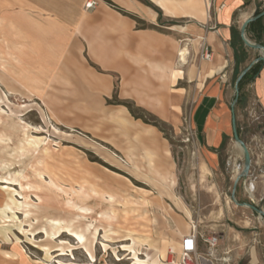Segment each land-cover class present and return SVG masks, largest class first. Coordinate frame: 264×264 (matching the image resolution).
<instances>
[{"label":"rangeland","instance_id":"374dc122","mask_svg":"<svg viewBox=\"0 0 264 264\" xmlns=\"http://www.w3.org/2000/svg\"><path fill=\"white\" fill-rule=\"evenodd\" d=\"M139 1L157 13L155 24L113 4L139 18L137 28L144 24L184 38L167 28L192 20L181 17L184 0H174L170 16L163 11L165 0ZM209 1L197 0L202 6ZM69 35L64 33V48L31 49L26 57L17 49L15 57L7 33H0V264H178L179 233L187 234L193 222L200 231L214 232L210 224L224 218L223 205L234 204L235 168L224 152L216 170L204 164L191 120L194 85L190 89L183 81L178 86L187 92L176 122L161 121L164 131L149 134L151 141H168L171 157L151 155L143 125L132 121L124 105L160 120L124 96L135 92L134 65L115 72L84 53L85 69ZM255 57L246 47L239 70ZM237 123L264 170V115L252 107ZM238 163L240 171L242 155ZM239 189L240 181L236 200L248 202Z\"/></svg>","mask_w":264,"mask_h":264},{"label":"crops","instance_id":"0c3cea01","mask_svg":"<svg viewBox=\"0 0 264 264\" xmlns=\"http://www.w3.org/2000/svg\"><path fill=\"white\" fill-rule=\"evenodd\" d=\"M87 1L0 0V33H7L8 49L14 50L15 57L17 49H23L26 57L32 54L31 49L64 48V33L69 32L68 39L72 38L73 49L83 68L87 62L84 53L95 64L115 72L123 66L134 65L132 69L137 74L135 92L124 96L163 122L174 124L178 118L182 98L187 92L178 83L183 81L190 89L193 84L191 120L198 150L204 157V164L212 170L219 167L224 152L227 165L235 168L234 181L240 172L241 152L232 139L231 130L236 64L231 31L233 27L240 28L242 22L257 10H263L264 0H210L206 6L198 4L197 0H184L181 17L194 21L184 26L167 27L170 31L178 30L183 39L154 28H137L134 19L106 1L96 0L93 9L85 10ZM109 1L151 24L158 19L157 13L139 0ZM164 2L167 7L163 8L164 14L174 15V0ZM261 24L264 27V16ZM245 35L247 37V33ZM48 41L50 45H47ZM262 41L264 44V32ZM203 46L211 53L210 60L199 59ZM181 48L187 49L185 59L180 56ZM252 51L256 57L260 54L258 50ZM60 58L62 60V56ZM87 72L95 79L90 68ZM102 95L108 97V92ZM252 107L264 115V61L254 79L242 89L241 105L235 109L236 122ZM132 121L143 125V139L150 141L152 149L149 153L168 160L171 157L168 141L160 136L157 141H151V134L160 135L161 132L139 119ZM239 136L250 151L251 165L247 177L239 180L238 195L264 211V170L255 161L253 143L242 137L241 127ZM245 208L225 203L221 209L223 220H216L210 228L218 237V254L226 256L231 264H261L259 229L264 222L260 224L258 218L261 217L250 209L252 214H248ZM197 228L199 230L198 225ZM182 233H179L180 240L185 236Z\"/></svg>","mask_w":264,"mask_h":264},{"label":"water","instance_id":"95a60500","mask_svg":"<svg viewBox=\"0 0 264 264\" xmlns=\"http://www.w3.org/2000/svg\"><path fill=\"white\" fill-rule=\"evenodd\" d=\"M262 16H264V9L262 11H260L257 14H254L252 16H249L248 18H246L240 28H239V34H240V38L243 42V44L251 49L254 50H258L259 51V55L254 58L253 60H251L240 72L239 74L236 76L235 80H234V84H233V98H232V102H231V130H232V139L234 141V143L236 144V146L239 148L241 155H242V159H243V163H242V168L240 170V172L237 174V176L235 177L234 181H233V185H232V189H231V199L233 200V202L239 206L242 207H246L249 208L250 210H252L253 212H255L256 214H258L263 222H264V211L261 208H258L255 204L253 203H249V202H238L235 198V189L236 186L239 182V180L244 179L247 177L248 173H249V169H250V165H251V155H250V151L246 145V143L240 138L238 131H237V123H236V116H235V104L237 102L238 99V94H239V82L241 81V79L243 78V76L249 71V69L257 62L260 61H264V44H259V43H255V42H251L245 35V31H246V27L248 26L249 23L261 18Z\"/></svg>","mask_w":264,"mask_h":264},{"label":"built area","instance_id":"2783aa9c","mask_svg":"<svg viewBox=\"0 0 264 264\" xmlns=\"http://www.w3.org/2000/svg\"><path fill=\"white\" fill-rule=\"evenodd\" d=\"M96 4V0H88L84 4V9L91 10ZM200 58L210 60L211 53L206 46L201 48ZM190 229V233L181 240L178 264H231L226 256L219 255L217 252L216 233L200 231L194 222L191 223Z\"/></svg>","mask_w":264,"mask_h":264},{"label":"trees","instance_id":"16d2710c","mask_svg":"<svg viewBox=\"0 0 264 264\" xmlns=\"http://www.w3.org/2000/svg\"><path fill=\"white\" fill-rule=\"evenodd\" d=\"M107 3H109L110 5H112L113 7H115L118 11L123 12L120 8L116 7L112 2H110L109 0H105ZM147 5L151 6L148 2L146 3ZM155 8V7H154ZM157 10V8H155ZM262 10H257L255 12V14L259 13ZM125 15L126 13L123 12ZM135 21H137V23H143L139 18H135L132 17ZM262 18H259L251 23L248 24V26L246 27V31L245 33H247V38L250 40H253L255 43H259V44H263L262 41V34L264 32V27L262 26L261 22H262ZM154 28L153 26H145L143 24L142 28ZM155 29V28H154ZM239 41L242 42L241 38H240V34H239V30L236 29V27L232 28L231 31V46L234 49L235 52V70H234V80L236 78V76L239 74V72L241 70H239V64L241 63L242 59L241 55L244 54V50L246 49V47L244 48V46L242 48H240ZM262 61L255 63L250 69L249 71L243 76V78L241 79V81L239 82V94H238V99H237V104L241 103V98H242V89L244 87L245 84L249 83L250 81H252L254 79V77L257 75L260 67H261ZM233 80V82H234ZM124 105L127 107L129 113L135 118V119H140L142 120V122L146 123V124H150L152 126H155L159 131L163 132V128L161 127V120L152 118V119H147L144 115H145V111L143 110H139L140 113L136 112L134 110V106L131 104H125ZM237 123V122H236ZM237 131L238 134L240 135V126L237 123Z\"/></svg>","mask_w":264,"mask_h":264},{"label":"bare ground","instance_id":"6f19581e","mask_svg":"<svg viewBox=\"0 0 264 264\" xmlns=\"http://www.w3.org/2000/svg\"><path fill=\"white\" fill-rule=\"evenodd\" d=\"M187 54V49L186 48H181L180 49V56L181 58L185 59V56ZM121 122V121H120ZM189 224V223H188ZM189 230V229H188ZM186 235V234H185ZM183 239V238H182ZM181 245V244H180Z\"/></svg>","mask_w":264,"mask_h":264}]
</instances>
